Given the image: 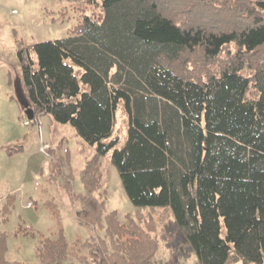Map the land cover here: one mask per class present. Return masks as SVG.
Wrapping results in <instances>:
<instances>
[{
    "label": "trees",
    "instance_id": "obj_1",
    "mask_svg": "<svg viewBox=\"0 0 264 264\" xmlns=\"http://www.w3.org/2000/svg\"><path fill=\"white\" fill-rule=\"evenodd\" d=\"M183 1L86 0L100 21L84 16L68 37L17 51L25 100L34 117L48 114L110 154L132 205L167 209L198 264H264V0L240 1V18V7L221 11L232 15L223 25L216 14L179 23L167 4L181 14L203 5ZM231 45L236 57L217 74L189 69L196 52L212 61ZM120 105L121 146L111 139ZM102 207L78 215L103 231L86 254L60 229L39 239V263L153 264L148 233ZM5 250L0 233V264H20L4 261Z\"/></svg>",
    "mask_w": 264,
    "mask_h": 264
},
{
    "label": "rangeland",
    "instance_id": "obj_2",
    "mask_svg": "<svg viewBox=\"0 0 264 264\" xmlns=\"http://www.w3.org/2000/svg\"><path fill=\"white\" fill-rule=\"evenodd\" d=\"M199 1L203 5L195 13L181 14L171 2L166 10L179 23H201L216 14L214 20L223 25L232 15L221 11L250 0ZM188 4V0L180 3L186 9ZM240 12L241 7L239 18L246 15ZM84 16L100 21L102 10L86 0H0V233L5 236L4 261L40 264L36 256L39 239L52 238L60 229L68 248L78 240L79 254H86L85 243L92 244L103 231L86 225L78 215L83 212L84 216L97 201L102 203L104 215L114 212L121 222L131 218L148 233L155 245L153 264H198L167 209L132 205L110 163V154L99 156L71 126L56 123L48 114L27 119L17 51L68 37ZM236 54L232 45L212 61L196 52L188 66L202 77L215 75ZM241 73L251 74L247 62ZM26 121L29 123L24 125ZM126 129L127 118L120 105L111 138L119 146ZM42 145H48L44 153ZM87 182L95 184L93 191L85 189ZM70 260L76 262L73 257ZM229 264L242 263L231 260Z\"/></svg>",
    "mask_w": 264,
    "mask_h": 264
},
{
    "label": "water",
    "instance_id": "obj_3",
    "mask_svg": "<svg viewBox=\"0 0 264 264\" xmlns=\"http://www.w3.org/2000/svg\"><path fill=\"white\" fill-rule=\"evenodd\" d=\"M24 108H25V113L27 115V119L29 121H32L33 120V117H34V113H33V110L28 106V103L26 102V100L24 101Z\"/></svg>",
    "mask_w": 264,
    "mask_h": 264
},
{
    "label": "built area",
    "instance_id": "obj_4",
    "mask_svg": "<svg viewBox=\"0 0 264 264\" xmlns=\"http://www.w3.org/2000/svg\"><path fill=\"white\" fill-rule=\"evenodd\" d=\"M28 123H29V122L26 121V122H24V125H27ZM47 148H48V145H42V146L40 147V151L44 153V151H45Z\"/></svg>",
    "mask_w": 264,
    "mask_h": 264
}]
</instances>
